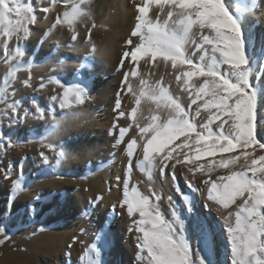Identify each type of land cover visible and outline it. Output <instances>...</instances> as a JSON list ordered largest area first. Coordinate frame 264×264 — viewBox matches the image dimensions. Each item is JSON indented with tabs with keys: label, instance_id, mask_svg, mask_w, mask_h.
<instances>
[{
	"label": "snow or ice",
	"instance_id": "snow-or-ice-1",
	"mask_svg": "<svg viewBox=\"0 0 264 264\" xmlns=\"http://www.w3.org/2000/svg\"><path fill=\"white\" fill-rule=\"evenodd\" d=\"M42 3L43 0H37L36 5L30 0H0V53L5 63L15 61L3 77L4 86L0 87V104L5 106L0 109V157L12 147V137L5 135L4 127L23 126L28 119L50 120V124L44 125L45 135L39 137L43 141L47 135L58 131L65 120L80 115L71 109L94 99L91 92L97 74L91 56L81 58L80 67L69 74L72 80L57 75L40 83V89L47 84L60 89L59 93L48 98L46 106L31 98L29 103L32 107H23V100L15 98L13 81L16 73L25 67L31 72L34 66L33 60L23 58L27 54V42L35 34L31 26L38 23L37 13H50L56 5H62L63 11L57 16L56 24L67 25L72 32L71 41L79 38L77 23L91 15L90 0H49L47 6L40 7ZM258 4L264 5V0H251L249 7H236L235 11L230 10V0H142L136 6L135 24L119 65L123 69L124 61H130L132 70L124 74L122 85L128 93H133L129 77L138 76L141 60L152 63L160 60L165 65L170 62L171 68L178 72L176 81L189 94L191 104L199 105L196 116L200 115V111H207L209 117L198 128L186 108L165 86L140 80L136 108L131 112L132 122L136 124L143 100L150 101L158 110H167V116L162 120L160 115H152L151 122L146 126L137 124L141 143L133 138L126 145L129 161L123 198L119 205H112L109 209L92 243L85 249L80 264H106L103 255L114 243L112 217L118 215L117 207L124 209L129 217H137L128 231L139 233L136 247L141 264H264V135L258 133V114L264 113V35L260 37L257 53V36L253 31L256 22L249 23L247 20V16L255 13ZM153 8L156 9L154 18L149 15ZM161 16L163 19H160ZM50 33L51 29L44 35ZM197 35L199 42L194 39ZM132 37H138L139 42L134 43ZM88 39H91V32ZM13 41L14 54L10 55ZM21 41L24 42L23 48ZM43 43V40L38 41L37 47H42ZM190 44L195 45L191 54L188 52ZM59 47L54 46L57 56ZM67 47L71 49L74 45L68 44ZM91 52H95L94 47ZM197 52L201 55L194 58ZM32 55H39L38 50L34 48ZM48 55L51 57L53 52ZM67 59L59 58L57 67H64ZM194 80L199 83H193ZM24 84L31 85V76ZM124 90L121 88V91ZM119 108L120 101L117 99L115 109L118 111ZM123 116L124 113L120 112V117ZM5 118L7 124H4ZM216 122L219 123L213 130L212 125ZM18 130H22L27 137L36 138L33 136L34 129ZM128 131L127 127L119 129L113 147L124 142ZM41 146L56 154L57 165L70 156L66 143H41ZM138 147L143 153V159L137 164L140 171L148 170L145 164L149 169H155L159 161V172L163 175L169 164L172 165L173 171L169 175L181 199L177 203L171 195L168 196L170 218L159 210V193H152L156 201L153 203L137 187H129L132 158ZM258 152L261 154L257 155ZM39 155L47 164L48 157L43 152ZM217 156L219 159L215 158ZM209 157L212 159H207ZM202 160L207 162L197 163ZM22 161L16 166L20 175L12 181L9 189L5 210L8 217H11L12 206L19 196L28 190L24 183ZM182 164H195L190 171L208 176L203 183L208 185L209 201L225 210L236 206L234 212H227L222 223H214L209 215L198 211L191 194L200 189L188 183L189 191L182 190L175 173L176 166ZM237 165L238 170L235 169ZM13 167V163L9 162L7 168L0 169L5 180L12 179ZM217 169L231 170L212 180L211 175ZM148 171L151 180V171ZM119 180L120 177H117ZM102 199V196L95 197L90 202L91 210L85 209L82 215L90 217ZM43 201L44 196L37 193L35 201L17 208V214H27L34 219L39 214L38 205ZM204 207L207 208V205ZM0 236L8 237L7 221L4 219H0ZM221 236L224 241L222 246Z\"/></svg>",
	"mask_w": 264,
	"mask_h": 264
},
{
	"label": "rangeland",
	"instance_id": "rangeland-1",
	"mask_svg": "<svg viewBox=\"0 0 264 264\" xmlns=\"http://www.w3.org/2000/svg\"><path fill=\"white\" fill-rule=\"evenodd\" d=\"M46 0H43V2ZM137 0H129V4L131 7L134 6V10L136 9V6L141 4L142 2H136ZM30 2L34 5L37 4V0H30ZM133 2V3H131ZM251 4V0H230V10L235 11L236 7H240L244 9L246 6L249 7ZM247 4V5H246ZM249 4V5H248ZM246 7V8H247ZM55 9V7H54ZM53 9V11H55ZM39 13H42V11H39ZM44 13V12H43ZM42 13V14H43ZM49 13H47L48 15ZM44 15V14H43ZM247 20L249 23H253V31L257 36L256 41V50L257 53L259 51L260 47V37L261 35H264V9L263 5L257 6V9L255 13H253L250 16H247ZM258 25V26H257ZM36 25L31 26L33 32L36 35V39H33L34 36L30 38V40L27 42V54L23 58L24 60H33V68L31 69V72L27 70V68H21L20 71L16 73V79L13 81V87L15 88V98L17 100H23V107H32V105L29 103V100L31 98H36L41 106H46L48 103V98L53 95L55 92H57L58 87L53 84H47V86L44 89H40L39 85L41 82H45L48 77H55L57 75H60L62 78L67 76L69 80H72L73 77L69 75L71 72H73L75 69L80 67V63L74 64V67H69V70H66L68 68H61L57 67V60L59 58L65 57L64 52H60V54L56 55V50L53 49L55 45L58 43H52L51 37L55 34L53 29H51V33L48 36H45L44 34L48 32L50 28H39L38 30L34 31V27ZM122 40L125 39L124 45L126 44L127 38L125 36L120 37ZM138 39L137 43L139 42L138 37H133ZM194 39L199 42V36L197 35L194 37ZM43 40V46H38V41ZM14 44L15 41L12 42V45H10V48H12L11 54H14ZM21 45L23 48L24 42L21 41ZM195 50V45L192 44ZM37 49L39 52V55L33 56V49ZM66 50H69L70 56L69 59H77V55H75L71 51L70 48L67 46L64 47ZM91 51V50H90ZM49 52H53V55L50 57L48 55ZM90 54V53H88ZM87 53H84L81 55V58L87 57ZM201 53L197 52L195 58H198ZM91 56V60L93 61L94 55H88V57ZM0 87L4 86L3 83V77L6 75V73L9 71V69L15 64V61H9L8 63H5L3 59V54L0 53ZM121 60V59H120ZM120 62V61H119ZM66 63V62H65ZM130 61H124V67L121 69L120 67L117 68V73H127L132 70ZM151 64V62H150ZM120 65V63H119ZM130 67V68H129ZM126 71H124L125 69ZM55 69V71H53ZM31 76V85L26 86L24 84V81ZM124 76L121 77L120 80V86L118 89V93L120 91V94L123 92L121 91V87L125 88L124 85H121V81ZM137 77V76H136ZM135 78V77H133ZM130 79L129 82L130 85L135 86L136 84L132 82L134 79ZM102 81L98 77H96L95 84L92 87L91 95L98 92V89L95 88L99 87V82ZM104 82V79L103 81ZM101 82V83H102ZM135 84V85H133ZM137 86V85H136ZM7 91H11L8 89ZM122 93V97L123 94ZM128 93V92H127ZM118 95V94H117ZM128 95V94H127ZM124 98H126V94H124ZM117 101V100H116ZM115 101V104H116ZM90 102H93L90 101ZM89 102V103H90ZM86 104L85 106H90ZM189 103V102H188ZM187 103V104H188ZM202 103V102H200ZM91 104V103H90ZM92 105V104H91ZM123 106V105H122ZM126 105H124L125 107ZM5 106L3 104H0V109H3ZM81 107V106H80ZM115 107V105H114ZM121 107V101H120V108L117 111L115 108H113V119L111 126L108 128L107 135H113L114 131L116 130V139L119 135V129L123 127L129 128V131L132 129V126L130 125H124L122 124L123 121H127L130 119L129 112L127 113V110L125 108ZM192 111L187 110L190 114V118L197 124L198 128L203 123L207 122V119L209 117V113L206 111H200V115L196 116V112L199 110V105H192ZM79 107L74 108L75 110L71 109L70 111H77L80 113ZM132 108V109H131ZM129 110L132 112L133 106ZM78 109V110H77ZM115 109V110H114ZM197 110V111H196ZM120 112L124 113L123 117H120ZM102 113V112H101ZM80 115H82L80 113ZM90 115V116H89ZM87 117L88 119H83V122L81 123L82 130L83 127L86 126L92 127V124L94 122L100 121V112H94L89 114ZM94 115V116H93ZM97 116V117H95ZM264 116V113L258 114V133L264 135V119H261V117ZM57 117H60V112L58 111ZM96 119H94V118ZM91 118V119H90ZM196 118V119H195ZM70 118L65 120L62 124V127L50 134L47 135V137L41 141L39 137L45 135V124H50V120L46 121H38L35 119H28L27 122L23 126H17V127H4L3 131L6 136L12 137V147H9L6 149V155L0 157V160L3 162L0 163V169H4L8 167V163L12 162L14 167L12 169V179L5 180L3 178V173H0V219H4L7 221V233L8 237L0 236V261H2L6 256L8 255L6 251H11V253H18L17 255L24 254V248L25 243H30L33 238H40L42 239V236L45 233L51 234L54 231H58V235L60 240L64 237V248H60V244L58 246L59 248V255L60 259L58 260L57 264H80L81 257L85 251V249L92 243L93 236L96 232V230L100 227H95L96 224L94 221V218L97 217L98 220H101V223L103 222L106 215L109 214V209L112 207V205H119L120 201L122 200V193H123V184L125 180L127 179L126 172L127 167L125 166L124 172L122 171V163L118 162L113 156V151L115 152V147H112L111 153H101L100 155L91 156L90 152L93 154L95 152V146L89 145L91 150L85 151L81 149V146L78 145V140L80 139L82 142L85 141V137L83 136L82 132L75 133L74 131H71V135L67 138H62L63 130H66L65 124L69 122ZM77 120V119H75ZM219 122L213 123L212 128L213 130H216L217 125ZM4 124H7V119H4ZM91 124V126H90ZM118 124V125H116ZM116 125L117 127H114ZM34 129L35 132L33 133V136L36 137L35 139L31 137H27L24 135L22 130L18 129ZM115 129V130H114ZM225 129H227V125H225ZM202 130V129H201ZM126 134L125 137H127ZM61 134V135H60ZM81 135V136H80ZM90 138L92 140H96V135L93 131L90 132ZM54 141H58V143H53ZM179 141H177L178 143ZM41 143L43 144H55L59 145L61 143H66L69 148L71 144L76 145V151L72 150L70 152V156L65 161H62L59 165L56 163V154L52 152L50 149L46 147H42ZM80 144V142H79ZM85 144V142H84ZM87 145V143H86ZM93 149V150H92ZM59 149H57L58 151ZM43 152L48 157V163L45 164L39 153ZM76 152H79L84 155V158L80 159L76 156ZM75 153V154H74ZM87 154V155H86ZM261 153H257L259 155ZM90 155V156H89ZM78 157V158H77ZM89 157V159H88ZM96 159H95V158ZM22 158L23 159L22 161ZM73 158V162H70L69 159ZM102 158V159H101ZM128 157H126L127 159ZM216 159H219V157H215ZM80 159V160H79ZM101 159V160H100ZM139 156H137L133 161L136 162L135 168H137V164L139 163ZM207 159H212L211 157ZM86 160V161H85ZM22 161V173L24 177V183L27 187V191H25L23 194L19 196V199L16 201V203L12 206L11 209V217H8L6 215V206H7V199H8V193L9 189L12 185V181L19 177L20 172L17 171V165H19ZM207 160H202L197 163H206ZM66 164V165H65ZM75 164V165H74ZM195 168V164L193 165H177L175 168V172L177 173V180L180 183V186L183 191L188 192L189 189L187 188V184L189 183L188 179L185 177V171L189 173H195L194 171H190L189 169ZM78 169V170H77ZM80 169V171H79ZM83 169V171H81ZM139 169V168H138ZM169 170V171H168ZM172 172L171 164H169L168 168L165 170V175L167 172ZM98 173L100 177L103 179L101 184V192H98L96 194H92L89 191H87V188H83L82 186L74 185V183L78 182H85L88 178V173ZM75 174H80L77 177H75ZM132 174V173H131ZM170 177V175H168ZM83 177V178H81ZM117 177H120V180L117 181ZM133 176L131 175V180L129 182V187L132 186V180ZM74 185V187H73ZM196 188L200 189V191L192 193L191 195L194 197L197 209L202 215H209V217L213 220L214 223H222L225 215H227L228 211H235L236 206L233 205L230 209L225 210L224 214H222L220 211V207L217 206H211L209 205V200L207 199L206 192L203 191L202 187L199 188L197 184H193ZM82 187V188H81ZM170 188H172L170 191L171 193L162 192L160 189L158 190L161 199L158 202L159 203V210L163 215H165L166 218H170V212H169V201L168 196L171 195L174 200L179 203L180 202V196L175 192L174 185L170 184ZM78 189V191H77ZM139 189V188H138ZM83 190V191H82ZM141 192L144 191V189H139ZM148 193L151 195V199L153 200V203H156L155 198L152 196V189L151 187H148L146 189ZM37 193H40L44 196V201L40 205H38V211L39 214L33 219L30 218L27 214L24 215H18L17 214V208H22L25 204L35 201ZM51 193V195H49ZM202 193V195H201ZM204 193V195H203ZM102 196L103 199L101 201H98L94 212H92L91 216H84L82 215V212L85 209L91 210L92 206L90 204L91 201L95 197ZM79 197L82 201L81 206H74V198ZM165 200V201H164ZM212 203V202H210ZM239 203V201H237ZM204 205H207V208L204 207ZM214 205V204H213ZM97 207L103 208L104 211H106L104 214L103 212L97 213ZM49 208L52 210L49 211ZM116 212L118 215L115 217H112V231L119 232L121 230V227L124 226L127 229L132 224V221L136 219L137 217H129L126 214V211L124 209H121L119 207L116 208ZM125 215V216H124ZM124 217V218H123ZM131 218V220L128 221ZM127 219V220H126ZM127 221V223H126ZM129 222V223H128ZM48 225V226H47ZM128 226V227H127ZM43 229V230H41ZM126 235L121 240V245H118V243L114 240L113 247H118L119 252L122 254L124 248L123 246L126 245L127 241L131 240V234L135 232L133 230L132 232H129L126 230ZM87 240V246L83 247L84 240ZM15 241V242H14ZM223 237H220V244L223 245ZM24 244V246L22 245ZM71 245V247H69ZM81 247V248H80ZM7 248V250L5 249ZM6 250V251H5ZM17 251V252H16ZM31 256L36 259H38L40 262L36 264H48V253L44 250H38V249H32ZM221 251H223V247H221ZM24 252V253H23ZM138 252V250H137ZM9 253V255H11ZM70 253V257H69ZM121 254H118L117 257H115L116 260H113L111 257L107 256V251L103 255V259L106 262V264H126L123 260V257ZM47 257V258H46ZM12 258V255H11ZM10 258V259H11ZM6 260V259H4ZM134 262V261H133ZM52 264H55V262Z\"/></svg>",
	"mask_w": 264,
	"mask_h": 264
},
{
	"label": "bare ground",
	"instance_id": "bare-ground-1",
	"mask_svg": "<svg viewBox=\"0 0 264 264\" xmlns=\"http://www.w3.org/2000/svg\"><path fill=\"white\" fill-rule=\"evenodd\" d=\"M137 1L142 2V0H137ZM48 4H49V0H46L40 5V7L47 6ZM89 7L91 9L90 17L78 22L76 25V29L79 32V38L76 41H71L72 32L67 27L66 24H61V25L56 24L57 16L61 14L63 11L62 5H59V4L55 6V9H54L55 11L50 12L48 15L47 13H43V12L42 13L44 15L42 13L38 14V23L34 27V31L42 27L53 29L55 34L53 35V37H51L52 43L53 42L55 44L58 43L57 45L61 46L58 49V53L60 54L62 50V52H64L62 54H64V56L68 58L65 61L66 63L64 64V67H63V68H68L66 70H69L71 67H74L73 66L74 64L76 65L77 63H80L81 55H83L84 53H87V54L90 53L91 55H94L93 62L95 64V72L97 74L96 77H98L102 81L104 79V82L100 81L98 83L99 87H97V85L95 86V88L98 89V92L92 94V96L94 97L93 102H90L92 105L89 103L90 105L89 107L85 105L79 107L80 109L79 108L78 109L82 115H79L77 118H75L77 120L70 118L69 122L65 124L66 130H63L64 132L62 133V138H67L68 136L71 135V131H74L75 133L82 132L83 136L85 137V141H84L85 144L79 139L78 145H80L81 149L85 151L91 150L89 145L95 146V152L93 154L90 152L91 156L93 157L95 155L98 156L101 153H106L108 155V153L112 152L111 148L113 147V145L115 144L117 140L116 139L117 131L114 129L115 131L113 135H109V134L107 135V131H108V128L111 126V123H112L111 121L114 116L113 108H115L114 105H116L115 101L119 99V101H121L122 108L124 107V105H126L124 108L127 110V113L129 112V115H130L131 113L130 110L132 109L131 107L133 106V109L136 108L135 100H136V96L138 95L140 91V80L141 79L148 81L149 84L160 83L163 86H165L169 90V92L175 98L178 99V102H180L182 106L186 108V110L192 111V108L194 107H192L189 94L183 91L181 83H178L176 81L175 77L178 74L177 70H173L171 68L170 62H168L167 65H165V62L160 61V60H157L155 63L151 62V64L150 62L141 60L139 62V67L137 69L138 76L135 78L130 76V79L132 78L134 79L132 80V82L135 83L137 86L133 84L135 85L133 86V93H127V91L126 92L123 91L125 92L124 94H126V98H124V94L122 97L121 95L123 92L120 94V91H119L118 93V89L120 86L119 83H120L121 77L124 76L125 73L124 74H122V72L117 73L118 71L117 68H119V63H120L119 61L121 59L122 52L127 50V45L126 44L124 45L125 39L122 40L120 37L125 36V38L127 39L130 37V32L132 31L133 26L135 24V16L137 13L134 10V6L133 7L130 6L129 0H90ZM263 9H264V5H263ZM149 15L150 17L154 18L156 15V9L153 8L150 11ZM160 19H163V16H161ZM93 24L95 25V27H93ZM89 32H91L90 40L88 39ZM33 36H34L33 39H36L37 36L36 35H33ZM132 39L134 43H137L138 39L133 38V37ZM68 44L74 45V47L71 48L70 50L74 51L73 53L77 55V59L75 60L73 58L69 59L70 52L69 50H66V48H64ZM93 47L95 48L94 53L90 51ZM193 51H194V47L192 46V44H190L188 46L189 54H191ZM0 61H1V58H0ZM124 71H126V69ZM193 83H199V81L194 80ZM59 91L60 89L58 88L57 92H55L54 94L59 93ZM73 110L75 109L73 108ZM91 112L92 113L100 112L99 117L101 119L100 121H97L96 123L94 122V124H92V127L86 126L85 128L83 127V130H82L81 123L83 122V119H88L87 117L90 116L89 114H91ZM152 115H160L162 120H164L166 119V116H167V110L163 108L158 110L155 108V105L152 104L150 101L143 100L138 109V117H137L136 124L132 122L131 115H130L129 120L122 122V124L124 125L132 126V129L129 131V135H127V137L124 138V142L115 147V150H116L115 152L113 151V156L116 157L115 159L118 162L122 163L123 165L122 171L124 170L125 166L127 167V164L129 161V158L126 159V157H128L126 154L127 143L130 142V140L133 138L137 139L138 144L141 143V137L139 135L137 124L140 126H146L148 123L151 122L150 117ZM91 131L95 133L96 140L95 139L92 140L90 138ZM53 143L56 144L58 143V141L57 142L54 141ZM73 149L76 151V145L75 144L73 145L72 143L70 146V152ZM79 155H80V159L84 158L83 154L76 152V156L79 157ZM137 156H139V159H138L139 161L143 159V153L140 147L136 149L135 155L132 158L133 169H132L131 175L134 177L132 180V186H135L141 190L144 189L142 193L149 197H151V195L150 193L146 191L148 187H151L152 192L159 193L158 190L160 189L162 192H167L166 195H168V193H171L172 191L170 190L172 188H170V184H173V182L171 180V177L168 176L171 171L167 172L166 175L165 173L161 175L159 172V161L156 162L157 167L155 169H149V166L145 164V168L151 171L152 179L150 180L148 178L149 177L148 170L142 172L140 171V169H138V167L135 168L136 162L133 161V159H135ZM69 161L73 162V158L69 159ZM171 169H172V165H171ZM235 169L238 170L239 165L235 166ZM230 170L231 169H217L212 173L211 179L216 180L218 176L228 174ZM81 171H83V169H81ZM98 174L99 172L97 174L95 172L91 174L88 173V178L87 180H85V182L74 183V185L76 186L80 185L83 188H85V190L87 188V191H89L92 194L101 192L102 190L101 184H102L103 179ZM184 174H185L186 179H188L189 183L191 184L195 183L198 186H200L199 188L202 187L203 191L206 192L207 194L208 185H205L203 181L205 179H208V176L200 172L189 173L185 171ZM78 175L80 174H75V177H77ZM176 176H177V173H176ZM82 201H83V198L81 200L79 197L78 198L75 197L73 205L81 206ZM210 202H209V205L220 207L216 205L214 202L212 203ZM220 210H223L220 212L224 214V209L220 207ZM101 212H103L104 214L106 211H104L103 208L97 207V213H101ZM129 220H131V218L129 219L128 217V221ZM93 222H95L96 224L95 227H98L101 224V220H98L97 217L94 218ZM125 225L121 227V230L117 232V234L116 232L112 231L113 239L118 243V245H121V240L126 235V232H127L126 230H128L125 227ZM138 235L139 233L136 231L133 233V235L132 234L130 235L132 239L130 241L128 240L126 245L122 247L124 248L122 254L119 252L118 247H113L107 251V256L111 257L113 260H116L115 257H117L118 254H121L126 264H141V262L137 259L138 249L136 247V244H137ZM64 237L60 240L61 237H59L58 231H54L51 234L45 233L42 236V239L33 238L29 244L25 243L26 245L25 247H23L25 253L23 252L24 254L22 255L21 254L17 255L18 253H13V252L11 253L9 249L8 251H6L7 248H5L6 249L5 251L7 252L8 255L6 256V258H4L6 260L3 259L2 261H0V264H36V263H39L40 262L38 260L39 258L36 259L35 257L33 258L31 256L30 250L32 249L46 251L49 255L48 264H52V262L53 263L55 262V264H57L58 260L60 259L58 246L60 244V248L62 249L64 248V241H65ZM87 243L88 242L85 239L83 242V247H86ZM22 245L24 246V244ZM9 253H11L12 258H11V255H9Z\"/></svg>",
	"mask_w": 264,
	"mask_h": 264
}]
</instances>
